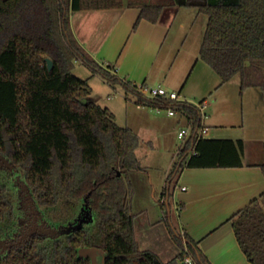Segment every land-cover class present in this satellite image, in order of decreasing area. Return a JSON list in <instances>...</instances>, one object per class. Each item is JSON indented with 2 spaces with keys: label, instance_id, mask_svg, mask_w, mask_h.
<instances>
[{
  "label": "trees",
  "instance_id": "1",
  "mask_svg": "<svg viewBox=\"0 0 264 264\" xmlns=\"http://www.w3.org/2000/svg\"><path fill=\"white\" fill-rule=\"evenodd\" d=\"M186 5L207 16L200 59L222 83L238 76L241 90L264 91V0H186ZM176 6L175 0H0V152L22 168L46 205L55 207L62 197L94 189L104 264H186V255L197 264H211L197 242L169 220L181 247L176 258L164 262L156 252L139 248L136 213L126 203L128 190L123 181L115 180L118 169L143 170L135 152L139 137L119 125L114 113L92 95L87 79L73 72L75 62L81 61L106 81L121 83L135 103L172 106L186 115L193 131L200 128L196 104L141 93L136 84L90 56L69 24L70 12L79 9L137 7L139 19L155 22L164 9ZM243 147L242 139L190 136L178 149L167 180L184 166L241 165ZM261 168L264 173V161ZM4 191L0 182V235L14 225ZM263 197L264 193L232 215L235 236L251 264H264ZM107 204L113 206L109 213L104 211ZM91 241L86 229L64 240L36 237L1 256L0 264H89L77 250Z\"/></svg>",
  "mask_w": 264,
  "mask_h": 264
},
{
  "label": "crops",
  "instance_id": "2",
  "mask_svg": "<svg viewBox=\"0 0 264 264\" xmlns=\"http://www.w3.org/2000/svg\"><path fill=\"white\" fill-rule=\"evenodd\" d=\"M175 2L177 6L164 9L155 22L145 18L139 19L140 10L137 7H117L71 11L69 24L74 37L85 51L124 81L133 84H160L177 91L178 101L187 102H200L212 94L213 90L217 91L218 94L209 100L211 111L208 123L204 121L206 114L201 117L202 125L207 127L204 136L242 139L244 143L242 164L184 166L180 169L175 176V186L178 185V190L174 189L172 193L178 200V203H175L178 230L197 242V246L211 264H251L235 236L232 215L264 193V173L261 168L264 161V91L258 87L241 90L238 76L223 83L217 74V77H212L210 71L214 70L199 57L202 39L197 50L179 47L177 39L180 38L179 34L186 28L187 23L181 21L178 24L180 30L172 34L171 29L180 6L186 5V2L181 0ZM97 76L102 81L101 84L87 80L92 95L99 104L108 107L114 113L115 119L120 108L133 109L136 105L134 111L149 109L148 106L135 104L133 101L127 104L128 94L121 83L111 84L99 74ZM222 87L226 88L220 90ZM110 88H113L112 92ZM246 90L250 95L248 105L253 109L248 117H245L243 111ZM95 91L107 94L106 99L103 97L99 101ZM117 96L121 98L116 101L114 98ZM143 113L148 117H154L158 125L160 119L164 121V117L172 119L171 127L176 131L183 124L190 125L186 115L180 111L174 115L167 113L168 116L154 112L152 115L147 111ZM149 113L152 116H149ZM238 114L242 115V121H236ZM136 121V124L126 123V126L136 132L140 143L141 132L147 130L148 126L138 119ZM164 132L168 135L169 131ZM167 135L164 134L160 140L167 141ZM177 140L173 149H170L166 179L177 160L178 149L182 146L178 137ZM169 195L170 193L168 200ZM166 198L165 194L161 201ZM146 214L147 220L139 224L138 228L135 223L136 215L134 217L135 237L139 248L156 252L164 262L176 258L181 247L167 223L169 220L174 226L170 210L164 215L154 212L151 217L147 209ZM155 227H158L159 235L149 233ZM179 260L177 263L182 262Z\"/></svg>",
  "mask_w": 264,
  "mask_h": 264
},
{
  "label": "rangeland",
  "instance_id": "3",
  "mask_svg": "<svg viewBox=\"0 0 264 264\" xmlns=\"http://www.w3.org/2000/svg\"><path fill=\"white\" fill-rule=\"evenodd\" d=\"M196 12L199 13L196 7L188 6V5H181L179 11L177 12L178 14L174 19V23L171 29V34L176 32L177 30H180L178 24H180L181 21L187 23L186 28L181 31V34H179L180 38L178 37L177 39V43L179 47L185 46L187 48H192L195 50H197L199 47L200 40L202 39V35L204 32L207 16L203 13H199L197 17ZM197 70L198 67L196 69V72ZM73 72L79 77L85 78L87 80L90 79L92 83L93 82L97 84L102 83V81L98 79L99 77L97 76V74L93 73L92 70L81 61L75 62ZM210 72H212L210 73L212 74V77L213 76L217 77L215 71H210ZM201 75L202 74L200 73V76ZM227 86H228L227 88H229V85ZM225 88L226 87H222L220 90H223ZM109 90L112 92L113 88H110ZM216 93L217 91L213 90L212 94L206 96V100L209 101L211 97H215ZM95 95L99 101L103 97H105L106 99L107 96V94L103 95L102 92H98V91L95 93ZM127 96H128L127 104H130L131 101L134 102L133 100L134 95L129 94ZM249 97L250 95L246 90V93L243 97V103H244L243 111L245 113V117H248L253 112V109H250V105H248ZM120 98L121 97L117 96L114 98V100L117 101ZM107 101H109V99H107ZM191 102H193V104L198 103L197 101H191ZM135 108H137L136 105H134L133 109L130 108L127 109L125 107L120 108V110H118L116 114L115 121L119 125H124V126H126V123L128 125H130L131 123L136 124L137 119L140 122L147 124L148 129L144 130V132H141L142 133L141 141L139 143L138 148L135 151L136 156L138 157L139 164L143 170H131L128 172L126 171L121 172L119 175L117 174L116 177L117 179L115 180L120 179V181H123L124 185L128 190V198H126V203L131 205V210L134 213H136L135 223L137 228L139 227V224L144 223L147 220V214H146L147 209L149 210L151 217H153L154 212H156L159 215L162 214L164 215L169 207L171 221L173 225L178 229V222L176 215L177 210L175 208V203H178V200L174 198L172 195L174 189L176 191L178 190V185L175 186L176 177H172L169 180L166 179V173H167L166 164L169 158L170 151L174 147L173 145H175V143L178 141L176 137L177 131L171 127L172 119L168 117H164V121L160 119L159 121L160 124L158 125L156 123L157 120L153 119L154 117H148L147 115H145V113H143L147 111L150 112L152 115H153L152 112H154L156 114H162L163 116H168L166 108H161L159 111H155V108L150 109V107L148 106L149 109L145 111L140 109H138L139 111L136 110L134 111ZM250 110L252 111L250 112ZM210 111H211L210 105H208V107H206L205 110H203V112L206 114V117L204 119L206 123H208L209 121L208 115ZM132 113H135L136 115ZM150 113L149 116H152ZM133 115L135 117H133ZM235 119L238 122L242 121V115L238 114ZM183 126L186 127V124H183ZM164 131H169L168 135ZM164 134L167 135V141L160 140V137L164 136ZM2 154L4 157L5 154L4 153ZM112 181L114 180L113 179L108 180L109 183H112ZM168 188L170 195L168 200L169 205L167 207L166 203L164 205L161 203V200H163L162 198H164L165 192ZM66 199L69 200L68 198ZM261 202L262 204H264V197L261 199ZM107 205L108 207L106 206L104 211H106V213H109L113 210L112 208L113 206H111L110 204ZM75 209L76 207L74 208V206H72L69 210L68 208L64 210L61 209L58 212L55 213L52 212V213L56 214L57 221H63L65 218L69 216V214L71 215ZM98 220H99V216L98 219L96 218L95 222L90 224V227H91V231L93 232L94 238L96 239V241L99 242L101 238L97 228V222L99 224ZM150 232H152V234H157V235H159L158 233H160V231H158V227L151 229L149 233ZM151 249H153L152 246ZM179 261L180 260L178 259V262Z\"/></svg>",
  "mask_w": 264,
  "mask_h": 264
},
{
  "label": "flooded vegetation",
  "instance_id": "4",
  "mask_svg": "<svg viewBox=\"0 0 264 264\" xmlns=\"http://www.w3.org/2000/svg\"><path fill=\"white\" fill-rule=\"evenodd\" d=\"M4 157L0 152V182L4 184V194L7 202L11 205L14 225L10 230L0 235V257L5 256L12 249L25 247L28 242L36 237L64 240V238L72 235L77 230L86 229L92 236V241L89 245L81 247H95L100 249L97 253V260L100 262L103 261L106 254L101 246V239L99 242L96 241L90 227V224L95 222L96 218L98 219L97 208L99 204L95 201L94 189H89L78 197H62L58 200L55 207L46 205L49 203L42 201L36 188L27 182L22 168L12 162L7 155ZM4 159L12 163L13 167L10 168ZM72 206L74 208L76 207V209L71 215L69 214L63 221L56 220V214L53 213L61 209L68 208L69 210ZM77 223H81L80 227L70 232H65L55 237L44 234L50 227H64L68 224L75 225ZM81 258L89 259V264H91L90 257Z\"/></svg>",
  "mask_w": 264,
  "mask_h": 264
},
{
  "label": "built area",
  "instance_id": "5",
  "mask_svg": "<svg viewBox=\"0 0 264 264\" xmlns=\"http://www.w3.org/2000/svg\"><path fill=\"white\" fill-rule=\"evenodd\" d=\"M136 89L148 97H164V98L174 100V101L179 100L177 91L168 89L160 84L148 85V84L140 83V84H136ZM208 104H209V101L206 99H203L202 101L196 104L201 112V117L204 116L205 113L203 112V110H205ZM154 108L155 110L159 111L163 107L157 106ZM166 109L169 115H174L177 112V110L172 106H168L166 107ZM206 132H207V127L205 126H201L200 128L195 129L193 131L191 126L188 124V126L186 127L182 126L179 128V130L177 131V137L183 144L190 136L199 138L203 136L204 134H206ZM182 188L184 189L185 187L183 186ZM183 261L186 264H197L196 261L189 255H186Z\"/></svg>",
  "mask_w": 264,
  "mask_h": 264
},
{
  "label": "water",
  "instance_id": "6",
  "mask_svg": "<svg viewBox=\"0 0 264 264\" xmlns=\"http://www.w3.org/2000/svg\"><path fill=\"white\" fill-rule=\"evenodd\" d=\"M181 1L186 2V0H181ZM47 63H48V67L51 68L52 67V60L50 58H47ZM4 160L7 161V163L9 164L8 166L10 168L13 167V164L10 163L7 159H4ZM122 171H125V170L124 169H122V170L118 169L117 174L119 175ZM166 203L168 204V195L166 198ZM169 210L170 209L168 207V211ZM80 225H81V223H77L75 225L74 224H68L64 227L59 226L57 228L50 227V229L48 231H46L44 234H46L50 237H55V236H58L62 233L70 232L73 229L80 227ZM98 250H100V249L95 248V247H80L78 249V256L79 257H90L91 258V264H104V260L101 262L97 260Z\"/></svg>",
  "mask_w": 264,
  "mask_h": 264
}]
</instances>
